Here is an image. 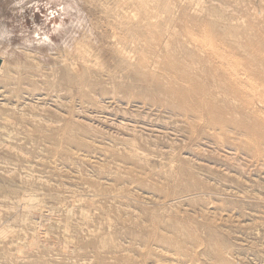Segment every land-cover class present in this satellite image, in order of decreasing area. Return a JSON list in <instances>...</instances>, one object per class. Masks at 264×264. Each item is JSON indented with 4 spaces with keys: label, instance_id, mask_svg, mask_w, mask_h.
<instances>
[{
    "label": "rangeland",
    "instance_id": "374dc122",
    "mask_svg": "<svg viewBox=\"0 0 264 264\" xmlns=\"http://www.w3.org/2000/svg\"><path fill=\"white\" fill-rule=\"evenodd\" d=\"M0 264H264V0H0Z\"/></svg>",
    "mask_w": 264,
    "mask_h": 264
},
{
    "label": "water",
    "instance_id": "95a60500",
    "mask_svg": "<svg viewBox=\"0 0 264 264\" xmlns=\"http://www.w3.org/2000/svg\"><path fill=\"white\" fill-rule=\"evenodd\" d=\"M2 65V60L0 59V66Z\"/></svg>",
    "mask_w": 264,
    "mask_h": 264
},
{
    "label": "bare ground",
    "instance_id": "6f19581e",
    "mask_svg": "<svg viewBox=\"0 0 264 264\" xmlns=\"http://www.w3.org/2000/svg\"><path fill=\"white\" fill-rule=\"evenodd\" d=\"M1 67V66H0Z\"/></svg>",
    "mask_w": 264,
    "mask_h": 264
}]
</instances>
